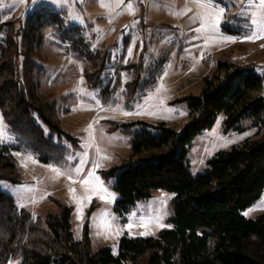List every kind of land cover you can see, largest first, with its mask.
<instances>
[{
	"label": "trees",
	"instance_id": "obj_1",
	"mask_svg": "<svg viewBox=\"0 0 264 264\" xmlns=\"http://www.w3.org/2000/svg\"><path fill=\"white\" fill-rule=\"evenodd\" d=\"M16 24L0 23V33L5 32L0 39V110L20 144H0V180L12 184L22 182L13 149L65 166L68 143L78 146L77 137L62 126L57 100L43 90L47 69L39 57L46 29L88 63L89 87L104 86L102 73L108 67L106 53L90 47L84 29L68 24L64 13L49 4L28 14L24 26ZM126 67L134 71L126 84L131 98L147 81L140 64ZM255 69L219 61L205 77L202 92L184 99L189 115L181 128L166 122H112V130L132 137L131 155L104 172L118 195L116 211L130 212L157 189L171 191L169 227L155 236L122 237L115 254L110 247L94 246L87 224L83 237L75 238L72 206L56 200L57 212L34 215L0 188V264L12 259L19 264H264V213L254 218L242 214L264 192V77ZM220 113L226 116V130H242L241 122L251 119L256 133L217 152L194 175L189 147Z\"/></svg>",
	"mask_w": 264,
	"mask_h": 264
},
{
	"label": "rangeland",
	"instance_id": "obj_2",
	"mask_svg": "<svg viewBox=\"0 0 264 264\" xmlns=\"http://www.w3.org/2000/svg\"><path fill=\"white\" fill-rule=\"evenodd\" d=\"M45 3L62 11L68 24L81 26L93 50L106 53L104 86L89 87L85 76L88 63L47 28L39 57L47 69L43 90L57 100L63 112L62 126L77 137L78 146L68 143L71 149L65 166L43 163L31 151L13 149L22 182L0 180V188L34 215L57 212L56 200L72 206L75 238L83 237L87 224L96 248L110 247L118 254L122 237L155 236L170 226L175 194L157 189L130 212L116 211L118 195L104 172L131 155L132 137L112 130V122H166L181 128L189 115L184 99L202 92L205 77L216 71L221 60L253 64L264 77V38L246 39L253 34L251 21L262 17L250 0H0V23L16 20L17 27L24 26L28 14ZM218 9H224L223 15ZM214 18L220 20L215 28L211 26ZM132 63L141 65L142 80L147 82L130 98L126 84L134 71L126 66ZM0 117V128L7 134L0 144L19 146L1 110ZM225 118L220 113L212 128L197 134L189 147L194 175L204 171L217 152L229 150L256 133L251 119L241 122L242 130H226ZM83 160L87 163L77 174L75 169ZM90 171L96 179L85 192L81 182L88 179ZM70 188L75 189L76 199ZM81 198H85L82 203ZM262 213L264 192L242 212L249 218ZM7 264L19 263L12 259Z\"/></svg>",
	"mask_w": 264,
	"mask_h": 264
},
{
	"label": "snow or ice",
	"instance_id": "obj_3",
	"mask_svg": "<svg viewBox=\"0 0 264 264\" xmlns=\"http://www.w3.org/2000/svg\"><path fill=\"white\" fill-rule=\"evenodd\" d=\"M121 2H123V0H121ZM250 3H251V6H258V11H259V14L262 17V19L260 21H258V20H252L251 21V23L253 25V34L251 36L246 37V39L253 40V39L264 38V0H250ZM128 8L130 10H132L133 6L131 4H129ZM217 11H218L219 15H223V13H224V9H218ZM133 14H134V10H133ZM219 23H220V20L218 18H214L212 20L211 26L213 28H215L216 25H218ZM125 27H127V26H125ZM0 120H2V117H0ZM91 127L92 126L89 125L88 131H91ZM5 139H7L6 130L3 128H0V142H3ZM86 163H87L86 160L81 161V167H78L75 169L77 174H79L83 171V166ZM96 167H99V164H97ZM68 179L71 181V179H72L71 176H69ZM94 179H96L94 171H90L88 173V179L81 182V187L84 188L85 192H87L89 190L87 187L89 182L91 180H94ZM69 193H70V195L73 196L74 199H76L74 188H70ZM85 198L90 199V197H85ZM85 198H81V203L83 202V199H85ZM244 214L248 215L249 213L246 212ZM142 234H147V233H142Z\"/></svg>",
	"mask_w": 264,
	"mask_h": 264
},
{
	"label": "crops",
	"instance_id": "obj_4",
	"mask_svg": "<svg viewBox=\"0 0 264 264\" xmlns=\"http://www.w3.org/2000/svg\"><path fill=\"white\" fill-rule=\"evenodd\" d=\"M45 4H47V3H45ZM45 4H44V5H45ZM34 10H35V9H34ZM34 10H33V11H34ZM31 12H32V11H31Z\"/></svg>",
	"mask_w": 264,
	"mask_h": 264
}]
</instances>
